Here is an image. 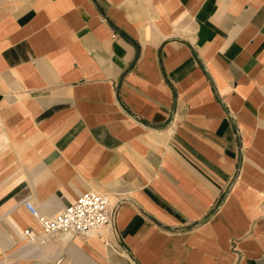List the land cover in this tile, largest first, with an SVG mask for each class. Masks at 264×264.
I'll use <instances>...</instances> for the list:
<instances>
[{"label": "crops", "instance_id": "obj_1", "mask_svg": "<svg viewBox=\"0 0 264 264\" xmlns=\"http://www.w3.org/2000/svg\"><path fill=\"white\" fill-rule=\"evenodd\" d=\"M91 190L102 235L26 206ZM61 256L264 264V0H0V264Z\"/></svg>", "mask_w": 264, "mask_h": 264}, {"label": "built area", "instance_id": "obj_2", "mask_svg": "<svg viewBox=\"0 0 264 264\" xmlns=\"http://www.w3.org/2000/svg\"><path fill=\"white\" fill-rule=\"evenodd\" d=\"M26 206L41 225L45 235L59 232L81 236L102 235L103 229H111L116 213V205L110 193L95 190L81 194L56 215L43 213L30 202H26ZM26 234L31 233L26 231ZM63 260L64 256H61L56 264H61Z\"/></svg>", "mask_w": 264, "mask_h": 264}]
</instances>
